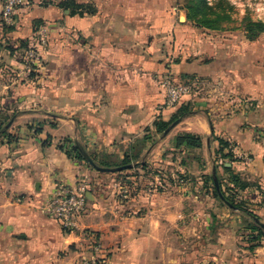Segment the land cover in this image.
Listing matches in <instances>:
<instances>
[{"label": "crops", "instance_id": "1", "mask_svg": "<svg viewBox=\"0 0 264 264\" xmlns=\"http://www.w3.org/2000/svg\"><path fill=\"white\" fill-rule=\"evenodd\" d=\"M2 2L0 122L7 118L6 134L12 138L0 134V248L5 249L0 250L1 261L78 264L80 255L89 252L88 237L94 234L100 243L98 254L107 264L231 263L225 252L231 254L235 248L233 234L229 246L219 238L212 250L216 252L208 249L209 232L217 225L223 229L219 213L226 217L230 209L215 206L212 193L202 190L204 175L212 174L216 164L213 152L217 143L210 135L239 144L236 148L248 156L247 161L235 160L228 166L246 180L252 179L258 188L244 190L245 198L263 196L264 64H253L247 72L245 51L237 47L236 58L224 57L221 66L213 60L173 67L175 76L220 79L223 92L231 98H249L261 105L249 112L247 122L242 121L243 116L237 120L211 118L210 112L184 118L173 135H200L201 148H176L172 132L169 141L151 143L147 138L132 149L138 157L125 171L130 175L123 178L117 172L91 169L70 145L78 142L88 154L118 162L148 133L155 119L168 120L175 111L156 109L164 97L157 82L166 71L164 63L155 65L151 58L135 54L133 15L126 9L117 16L112 9L132 7L133 0H93L97 13L81 18V61L77 48L71 51L58 45L70 26L68 10L58 0H20L11 25L2 20ZM143 2L158 8L171 5V0ZM40 27L47 29V45L38 48L39 60L31 66L33 75L25 76V50L20 41H31ZM212 51L218 52L216 47ZM260 52L259 48L255 63ZM182 99L189 101L190 96ZM47 136L51 141L43 144ZM176 149L181 152L174 153ZM167 167L188 176L167 174ZM222 170L216 168L217 173ZM224 182L229 183L227 174ZM56 183L82 184L85 194L88 192L78 232L64 231L42 212ZM121 188L126 189L125 196L119 193Z\"/></svg>", "mask_w": 264, "mask_h": 264}, {"label": "rangeland", "instance_id": "2", "mask_svg": "<svg viewBox=\"0 0 264 264\" xmlns=\"http://www.w3.org/2000/svg\"><path fill=\"white\" fill-rule=\"evenodd\" d=\"M61 1H74L83 5L81 7V10L84 12L82 16L78 14L69 15V29L59 40L61 42L58 43L59 46L66 47L71 51L77 48L76 54L78 60L81 61V43L83 40L81 35V18L85 15H92L87 13V11L92 9L95 10L93 14L97 13L99 8L94 5L93 0H58V2ZM215 1L217 0H207V4L212 6L215 11H219V6H221L220 9L226 14V17L221 20H214L215 15L210 12H207L208 15H205V21H201L199 18H188L184 0H171V5L165 8L147 6V2H143V0H133L134 5L132 7L117 6L112 9L115 10L117 16H120L126 9L128 13L133 15L131 25L133 28L132 43L135 54L151 58L155 65L157 63H160V65L164 63L166 71L157 79L163 94V82L165 80L173 82L187 81L188 79L196 80V85L187 94L190 96L189 101H182L183 96L180 102L169 107L166 106L165 97H163V102L157 104L156 109L162 110L167 107L175 108L174 110H176L181 104L189 102V107L195 110L196 113L205 115L207 112H210L209 117L215 119H219L222 116L226 118L232 117L234 120H237V118L243 116V120H241L247 122L249 112H253L261 103H255V101L249 98L234 96L231 98V94L228 95L226 92H223L224 90L220 86V79L215 78L213 80L205 75L201 77L187 74L175 76L171 70L178 65L186 66L191 63L207 64V62L213 60L214 64L221 66L224 57H230L231 61L234 57L236 58L235 52L237 53V47L245 51L243 62L247 66V72L251 70L253 64H264V30H262L264 29V0H221L218 4H215ZM213 47L217 48V54H215L216 51L211 53L213 52ZM259 48L261 52L256 57L258 59L255 63V55ZM230 49H233V54L230 53ZM223 50H226V52H223ZM196 97L198 98L197 100L193 99ZM213 106L214 115L211 112ZM180 121L167 134L162 135L155 131L152 124V129L147 128L148 133L145 136L150 137L151 143L164 138H168L167 140L169 141L172 138L168 137L170 132H172L170 135L172 136L176 130L182 127L179 125ZM216 136L218 135H210L211 141ZM261 137L264 142V134ZM138 141L134 143H138ZM226 141L228 142L227 146H230L229 150H231L234 159L247 161L248 156L241 154L237 150L236 146H239V144L235 140L226 139ZM179 152L181 151L176 149L174 153L178 154ZM168 156L171 157V155ZM179 157L183 160V155H179ZM220 162L218 161L216 167H214L215 177L218 176L219 181H221L225 196H230L233 203L239 205L240 209L230 207L221 198L213 194L212 189L215 186L213 172L211 174L209 171H206L202 190L204 189V192L206 190V192L212 193L215 206L220 205V208H230L226 217L223 215L224 213H219L221 214L220 219L223 221V229L217 225L214 230L209 232V237L212 238L209 239L208 249L211 253H215L216 251L213 252L212 250L217 246L219 238L224 241L227 240L226 242L229 246L231 234H233L235 248H232L231 254L225 252V258L231 261L228 264H239L240 262L241 264H264V229L259 233L247 228L248 224L253 221L247 212L254 214L257 217V222L264 227V195L255 199L245 198L243 195L244 190L249 192L250 190L254 191L256 189L257 191L258 189L255 188L253 180H246L243 174L235 169H232L231 174L224 170L217 173L216 168L220 167ZM165 171L167 174L174 173L177 177L186 178L188 176L185 172H171L169 167L165 168ZM225 172L229 177L233 174L237 176L236 181L231 183L232 185H230L231 180L229 179H227L229 183L224 184ZM243 184L246 185L243 186ZM219 232L221 233L219 234ZM221 244L223 245L225 242ZM233 249L236 250L235 254L232 252ZM0 250L3 252L5 249L0 248ZM2 256L0 254V264H5L1 261ZM197 264H201V262H197Z\"/></svg>", "mask_w": 264, "mask_h": 264}, {"label": "built area", "instance_id": "3", "mask_svg": "<svg viewBox=\"0 0 264 264\" xmlns=\"http://www.w3.org/2000/svg\"><path fill=\"white\" fill-rule=\"evenodd\" d=\"M20 0H3L1 17L5 24L11 25L14 21L15 11ZM48 32L45 27L37 29L24 55V75L28 76L31 72V66L39 60L38 48L47 44ZM196 80L173 82L165 80L163 82L164 97L166 106H174L180 102L181 98L190 93ZM119 193L125 196L126 189L121 188ZM87 208V197L85 195L84 185L77 184L70 187L63 183H56L53 191L47 196L42 204V212L48 217L58 222L60 227L67 232H78L81 230L80 217ZM89 252L83 253L79 257L78 264H107L105 257L101 256L100 243L94 234L88 237Z\"/></svg>", "mask_w": 264, "mask_h": 264}, {"label": "trees", "instance_id": "4", "mask_svg": "<svg viewBox=\"0 0 264 264\" xmlns=\"http://www.w3.org/2000/svg\"><path fill=\"white\" fill-rule=\"evenodd\" d=\"M185 1V8L187 10V16L188 18H199L201 21H205L206 16L208 15L207 12H210L211 14L213 13L215 15L214 20H221L224 17H226V14L223 12V10L220 9L221 6H219V11H215L213 10L212 6H209L207 4V0H184ZM221 0H217L215 1V4L220 3ZM58 5L60 7H63L64 9H68L69 11V15H75L78 14L79 16L83 15V11L81 10V7H83V5L81 3H76V2H72V1H61L58 3ZM220 5V4H219ZM94 9L87 11L88 14H93L94 13ZM256 24V23H255ZM261 25V24H260ZM7 29H11L12 26H6ZM264 30V29H262ZM20 47L24 48V50L26 51L27 47H28V40H21L20 41ZM33 74L32 72L29 73V77H31ZM196 113L195 110L191 109L189 107V102L183 103L181 104L178 108H176V110L171 114L170 118L168 120H162L160 118L156 119L155 122L153 123L155 131H157L158 133H160L161 135L164 133L165 129L169 126V124L177 119H184L192 114ZM7 123V118L6 120L0 122V134L4 135L7 138H12V136L10 134H6V130H5V125ZM38 131V130H36ZM211 135H214L213 133ZM147 138H150L149 136H144L141 140L138 141V143H134V147H131L129 150H126L124 152V156L122 159H120L118 162H114V163H110L107 161H104L102 156H94V154H90L89 156L90 158L99 166L102 167H117V166H122V165H127V164H131L132 161L136 160L138 157V154H134L132 152V149L135 148V146H142L143 143H145V140ZM51 139L50 136H47L46 139H44L42 142L43 144H47L49 143L48 141ZM217 143V147L215 148L214 152H213V161L217 164L218 161L220 162V166L223 167V169L228 172L229 174L232 173V167L231 166H226L225 163H229L232 165V162L236 160V158H233V154L231 152L230 146L228 145V142L219 137L216 136L214 139ZM174 146L176 148H179L180 146H186L187 148H191V149H199L202 146V140H201V136L191 133V132H179L174 136V140H173ZM60 146H63L62 144ZM71 146V150L77 155V157L81 160L84 161L85 164H87L91 169H94L92 166H90L88 164V162L85 160V158L81 155V153L79 152L78 148L76 147L75 143H73ZM131 150V152H130ZM69 152V151H67ZM139 164V163H138ZM136 164V165H138ZM215 164V167H216ZM127 169H131L126 168V169H122L119 171H115L118 173V175L127 177L130 174L125 173V171ZM216 175V173H215ZM217 178V183H218V187H219V191L222 194V196L224 197V200H222L223 202H228L232 207V208H236V209H240L239 205H236L233 203L232 199L230 198V196H225L224 194V188L222 187V183L221 181H219L218 176H216ZM227 179L231 180V183H233L234 181H236L237 176L235 174L231 175L230 177L227 176ZM213 194L217 197L220 198L215 186H213ZM247 214L249 215L250 218H252V223L248 224L247 228L255 230L257 232H261L264 227L257 222V217L252 214L251 212H247ZM256 238V236H255Z\"/></svg>", "mask_w": 264, "mask_h": 264}, {"label": "water", "instance_id": "5", "mask_svg": "<svg viewBox=\"0 0 264 264\" xmlns=\"http://www.w3.org/2000/svg\"><path fill=\"white\" fill-rule=\"evenodd\" d=\"M181 119H177L175 121H173L164 131L163 134H167V132H169V130L171 128H173L176 124H178V122L180 121ZM76 147L78 148L79 152L81 153V155L85 158V160L88 162V164L90 166H92L94 169L98 170V171H108V172H115V171H119V170H122V169H126V168H129L131 167V164H127V165H122V166H117V167H102V166H99L97 165L89 156V154L87 153V151L84 149V147L76 142L75 143ZM226 166L229 165V163H225ZM215 169L213 168V181H214V184H215V188L220 196V198L222 200H224V197L222 196V194L220 193L219 191V187H218V183H217V179L215 177ZM86 196H88V192L85 194ZM226 203L231 206L227 201Z\"/></svg>", "mask_w": 264, "mask_h": 264}]
</instances>
